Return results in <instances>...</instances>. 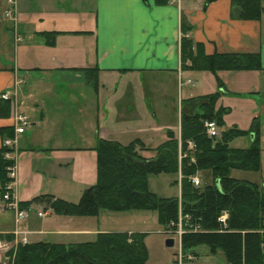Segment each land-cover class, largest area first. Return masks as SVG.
<instances>
[{
    "label": "crops",
    "instance_id": "1",
    "mask_svg": "<svg viewBox=\"0 0 264 264\" xmlns=\"http://www.w3.org/2000/svg\"><path fill=\"white\" fill-rule=\"evenodd\" d=\"M8 7L13 11L9 17L5 15ZM182 17L191 26L187 36L202 45L205 55L257 54L261 70L219 71L216 75L182 70ZM44 33L56 34L53 46L43 43L39 34ZM86 69H97V91L89 99L83 93L66 95L76 103L77 120L65 130L58 118L62 108L55 107L64 94L55 92L53 83L83 78L91 87L85 79ZM218 81L223 92L216 108L227 111L223 129L248 131L254 122L259 124L261 170L256 174L263 183L264 0L258 21L236 19L231 0L209 4L171 0L163 6L154 0H0V95L15 91L17 109L31 124L16 134L10 104L0 100V129L12 130L5 139L12 143L7 146L12 149L7 158L15 153L14 197L18 203L40 196L77 203L83 191L96 183L93 147L97 139L121 145L138 139L146 149L139 154L151 159V150L166 140L167 131L179 137L182 101L218 92ZM5 139L0 136V148ZM251 142L252 136L246 135L234 139L229 147L245 149ZM236 171L230 172L232 178ZM202 175L209 173L195 176L203 180ZM176 179L178 184L172 185ZM172 181L169 185L177 188V195L167 198H179L180 176H172ZM2 205L0 200V235L9 236L11 213L2 211ZM24 210L29 213L25 228L32 243L89 242L99 233L149 234L145 230L148 216L138 219L141 229L124 225L128 218L122 216L129 212L60 216L45 199ZM204 254L202 264H214L219 256V252Z\"/></svg>",
    "mask_w": 264,
    "mask_h": 264
},
{
    "label": "trees",
    "instance_id": "2",
    "mask_svg": "<svg viewBox=\"0 0 264 264\" xmlns=\"http://www.w3.org/2000/svg\"><path fill=\"white\" fill-rule=\"evenodd\" d=\"M171 0H154L166 5ZM215 0H205V4ZM233 16L242 21H258L262 15V0H231ZM180 61L184 71L209 72L261 70L257 54L205 55L202 45L187 35L191 26L182 17ZM43 43L53 46L56 34H39ZM87 84L96 92L97 69L84 71ZM218 92L182 101L180 108V135L166 132V140L151 151L154 157L146 159L138 151L146 150L138 139L127 145L97 139L96 183L85 189L77 203L38 197L19 203L20 209L41 199L48 202L51 211L60 216L97 217L101 212L122 213L144 211L155 213L158 224L169 231L178 215L188 216L190 231L181 236V254H194L205 246L211 255L222 254L227 264H264V182L261 184L232 178L230 172L259 173L260 131L254 122L250 130L223 129L226 110L216 108L222 94ZM214 122L221 129L219 137L207 136L204 124ZM11 129L1 128L0 136H10ZM252 136L245 149H233L229 143L243 136ZM193 144V150L188 148ZM12 149L0 148V200L11 191L8 168L13 161L7 158ZM210 174V183L194 187L190 178L200 172ZM166 174L180 176V197L163 198L148 189V178ZM172 185L178 184L177 179ZM222 213L226 224L219 223ZM186 232L187 227L183 228ZM165 233V232H164ZM143 233H99L94 240L72 244L46 242L19 245L12 264H146L148 259ZM11 240L12 236L0 235ZM190 255V256H192Z\"/></svg>",
    "mask_w": 264,
    "mask_h": 264
},
{
    "label": "rangeland",
    "instance_id": "3",
    "mask_svg": "<svg viewBox=\"0 0 264 264\" xmlns=\"http://www.w3.org/2000/svg\"><path fill=\"white\" fill-rule=\"evenodd\" d=\"M53 85L55 87L54 89L55 92H60L64 94L63 96L61 95V98L60 100L57 101V104L55 105V107L62 108V113L61 115L59 114L58 118L61 123L60 128H63L66 130L69 127L73 126V122L77 120L76 119L77 114H76V111H74L75 102L67 99L66 95L70 93H83L85 95L87 94L86 97L88 98V95L89 96L94 95V91L91 87H88L85 84V81L83 78L81 81L69 80V82H65V83L54 81ZM18 111L19 113H22L20 110ZM30 125L31 124H29L28 127H30ZM13 154L15 153L13 152L12 154H10L11 155L10 158L13 161L12 165L10 166L12 170L11 172H9L10 174L13 175L12 176L13 179H11L12 181L10 183L11 187L15 183L16 175H17L16 160H15V157H13ZM197 177L200 181V186L210 183V180L209 182L206 181V179L210 177V174L209 176L202 175V177L204 178L203 180L201 179V177L199 176ZM233 177L239 180H252L256 182L257 184H261V176L256 173L236 171L234 172ZM169 181H172V176L170 175L160 174L157 176H150L149 178L150 190L156 193L157 196L159 197L167 198V197L176 196L177 188L170 186ZM11 187H10V191H11ZM19 203H18V206H19ZM2 211H8L11 213V219H12V225H13L12 232L13 231L21 232L17 236V238L11 234L12 235L11 240L0 238L1 241L5 240V242L10 245V248L8 250L0 251V264H12L14 261L16 249L19 246V245L17 246V243H15V241L18 240V242H23L25 240L26 243H22L21 245L32 243L30 242L31 233L25 228V224L29 219V213H27L28 215L24 214L25 216L20 213H17L15 215L13 214L12 211H9L3 208V206H2ZM124 215L125 216H122L123 218L126 217L128 218V220L132 219V221L124 220V221H127V223L124 222V225H129L133 228H138V229H141V225H142L141 222L138 221V219H140L141 217L148 216L145 230H147L149 234L146 235V238L144 241L145 247L147 249V254H148L147 256L148 259H147L146 264H202L203 261L205 260L203 259L205 258V255H206L204 253L208 252V248L205 246H200L194 250L195 251L194 253L197 254L196 260L193 259L194 258L193 256L191 257L192 259L189 260L188 259L189 255L187 256L186 254H184L183 256L181 254V250H180L179 243L177 240L176 241L174 240L173 247L167 248L165 246V240L167 238H170L171 235L167 233L165 230H163V228L158 224L155 213L135 211V212H129L128 214L125 213ZM115 217H121V216H115ZM213 263L214 264H227L222 254L220 253H219V256L215 257V259L213 260Z\"/></svg>",
    "mask_w": 264,
    "mask_h": 264
},
{
    "label": "built area",
    "instance_id": "4",
    "mask_svg": "<svg viewBox=\"0 0 264 264\" xmlns=\"http://www.w3.org/2000/svg\"><path fill=\"white\" fill-rule=\"evenodd\" d=\"M12 10L10 8H8V10L5 12V15L6 16H11L12 15ZM0 100L2 101H5V102H9L10 104V107H11V120L13 122V129L15 131L16 134H22L24 133V131L26 130V128L28 127V125L30 124L28 118L23 115L22 113H19L18 109H17V100H16V92L13 91V92H4L0 95ZM204 127H205V131H206V134L208 137L210 138H217L219 136V131H218V128L217 126L215 125L214 122H206L204 124ZM4 146H12V143L11 141L9 140H5L4 141ZM188 148L190 150H193V144L191 142H188ZM11 167L8 168V171L11 172ZM12 174L9 173V177L10 179H13L12 178ZM191 182L192 184L197 187L200 185V182L198 180V177L197 176H193L191 178ZM10 187L11 185L9 184L7 186V189L10 190ZM2 201H3V208H5L6 210H9V211H12L13 214H17V213H20V214H26L28 215L27 211L26 210H22L19 208L18 206V202L16 200V198L14 197V195L11 193H8L6 192L3 196H2ZM39 216H41L42 214L39 213L38 214ZM25 216V215H24ZM226 218H227V215L225 213H222L220 215V217L218 218V221L222 224L225 223L226 221ZM188 216H182L181 214L178 215V219L176 222H172L170 223L169 225V233H173L174 235H178L180 236L181 234L184 233V231L182 230L183 228H186L187 227V230L185 233L187 232H190V231H197L198 228L195 227V226H188ZM21 232L19 231H13L11 234L13 236H15L17 238V236L20 234ZM15 243H17V246L18 245H21L22 243H26V241L24 240L23 242H18V240L15 241ZM10 248V245L7 244L5 242V240L1 241L0 240V251H6ZM188 259H192L191 257H188Z\"/></svg>",
    "mask_w": 264,
    "mask_h": 264
},
{
    "label": "bare ground",
    "instance_id": "5",
    "mask_svg": "<svg viewBox=\"0 0 264 264\" xmlns=\"http://www.w3.org/2000/svg\"><path fill=\"white\" fill-rule=\"evenodd\" d=\"M199 180V179H198ZM190 181H191V178H190ZM200 182V181H199ZM192 183V182H191ZM194 186V185H193ZM200 186V185H199ZM199 186H197V187H199ZM195 187V186H194ZM220 223V222H219ZM222 224V223H221ZM226 224V221H225V223L224 224H222V225H225ZM183 230V229H182ZM184 231V230H183ZM167 233H169V232H167ZM171 236H170V238H172L173 240H177L178 241V243H179V247H180V240H181V236L183 235V234H185V231H184V233L183 234H181L180 236H178V235H174L173 233H169ZM173 237H175V238H173Z\"/></svg>",
    "mask_w": 264,
    "mask_h": 264
},
{
    "label": "water",
    "instance_id": "6",
    "mask_svg": "<svg viewBox=\"0 0 264 264\" xmlns=\"http://www.w3.org/2000/svg\"><path fill=\"white\" fill-rule=\"evenodd\" d=\"M165 246H166L167 248H171V247H173V246H174V240H173L172 238H167V239L165 240Z\"/></svg>",
    "mask_w": 264,
    "mask_h": 264
}]
</instances>
